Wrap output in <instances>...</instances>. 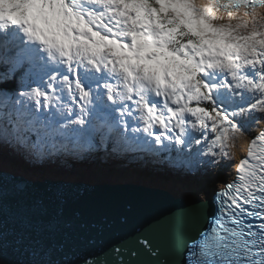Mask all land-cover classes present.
I'll return each instance as SVG.
<instances>
[{
	"label": "snow or ice",
	"instance_id": "snow-or-ice-1",
	"mask_svg": "<svg viewBox=\"0 0 264 264\" xmlns=\"http://www.w3.org/2000/svg\"><path fill=\"white\" fill-rule=\"evenodd\" d=\"M257 8L264 0H0V84L14 83L0 88V149L40 162L82 143L191 174L229 164L178 239L139 233L79 258L67 240L96 225L69 212L74 178L37 195L0 164V264H264Z\"/></svg>",
	"mask_w": 264,
	"mask_h": 264
},
{
	"label": "water",
	"instance_id": "water-1",
	"mask_svg": "<svg viewBox=\"0 0 264 264\" xmlns=\"http://www.w3.org/2000/svg\"><path fill=\"white\" fill-rule=\"evenodd\" d=\"M11 170L19 183L37 195L42 194L44 188L53 183H34L28 181L27 176ZM104 180L106 177H101L97 182L101 184ZM135 181H140V185L134 183L132 186H126L117 182L114 184L107 179L104 182L107 184H102L96 190L76 186L69 201V212L73 209L79 210L82 221L96 227L85 233L70 236L66 242V251L79 258L102 252L114 244L130 242L139 233H152L158 241L164 243L179 238L183 217L193 211L194 205L188 207L178 204L144 180Z\"/></svg>",
	"mask_w": 264,
	"mask_h": 264
},
{
	"label": "bare ground",
	"instance_id": "bare-ground-1",
	"mask_svg": "<svg viewBox=\"0 0 264 264\" xmlns=\"http://www.w3.org/2000/svg\"><path fill=\"white\" fill-rule=\"evenodd\" d=\"M241 11H243V9H241ZM256 11H257V14L259 15L260 13L264 12V8H257ZM237 143H238L237 159H239V157L244 153L245 148H246L245 139L242 138ZM0 150L3 151L2 149H0ZM1 151H0V159H1L0 162L4 161L3 163L6 164L8 168L14 169V170H16L17 173L27 176L28 181H32L34 183H36V182H48V181L54 182L60 177L71 176V177L74 178L76 186H79V187H81L83 189L96 190V189L100 188L102 186V184H107V183H104L107 179L111 180L114 184H116L115 182H117L120 185H126V186H128V185L132 186L134 183L140 185V183H139L140 181H135V179H137V177L139 178V176H140V177H142L144 179V182L148 183V185L154 186L155 188L160 189L158 192L169 196L176 203L182 204V205H186L188 207H190L192 205L196 206L198 204V201L203 198V194L204 193H207L208 194V198L210 199L214 189L218 185H220L221 182L226 181L228 179V172H229V164L228 163L226 165L227 166V168H226L227 171H220L219 173L217 171L218 174L214 175L215 177H213V178H208L206 176H209V174L205 175L204 173L200 172L201 174H199V175L200 176L202 175L201 176L202 180L200 181V184L197 187V190H198L197 191V190H194L193 182L187 183V184L185 183L189 187H186V186H183V185H182L183 188L180 187V185L183 184V182H185V180H186L184 177L180 176L178 178V180L177 179H173L172 180V178L169 177L167 181H163L166 178V176L164 175L163 176L164 179L161 180L163 182L160 183L158 181H150L151 179H153V177H156V179H158V176H156L157 174H153L152 172L147 173V171H144L143 172L144 174H138V173H142L141 170L138 169V168H136L137 171L135 170V174L130 173V172H128V173H119V172L113 171V169H110V172L106 171V173L109 174V175H106L104 173V171L102 172L101 170H99V173H96V176H84V175H76V176H74V175H68V174L59 175V174H51V173H47V174H32V173H29L30 171L29 172L28 171L24 172L26 170H23V169L20 170V168H16L17 166L23 168L22 164L24 162L19 164L20 162H15L17 159L13 160V159L10 158V163H8V157H6L5 155L3 156V153ZM62 152L66 153V154L68 153V154H70V156H71L72 153H74V154L78 153V152H75V151L67 150L66 148L64 150L62 149ZM102 154H105L106 156L109 155V157L112 158V159L115 158V155L108 154V153H103V152H98L97 154H94L93 157H97V158L98 157H102ZM75 156H77V155H75ZM122 156H124V155H122ZM74 157H69V158H74ZM124 157H126V158H124L123 163L117 161L116 164H120V165H139L140 164V165H142V163H143V162L141 163V161L138 160V159L134 160L133 158L129 157V155H126ZM63 158H65V156ZM20 160H21V158H20ZM69 162L72 163L71 161H69ZM126 162H129V163L127 164ZM130 163H133V164H130ZM136 163H138V164H136ZM72 164H74L75 167L79 166L78 163H72ZM12 166H14V167H12ZM119 167H125V166H119ZM60 169H62V171H67V170H65L66 169V164H64V166H61ZM81 169H83V168H81ZM122 169H125L126 171H128L130 168L125 167V168H122ZM38 170H40V169H38ZM83 170H86L84 172V174H87L88 172H92L94 170V166H92V171H88V168L83 169ZM52 172H56V170L52 169ZM41 173H44V172L41 171ZM69 174H74V173H69ZM101 177H106V180H104L103 183L99 184L97 181ZM127 178H134V180H129ZM145 178H147L148 180H146ZM29 179H31V180H29ZM180 180L182 181L181 183H180ZM146 183H144V184H146ZM176 184H179V185H176Z\"/></svg>",
	"mask_w": 264,
	"mask_h": 264
},
{
	"label": "rangeland",
	"instance_id": "rangeland-1",
	"mask_svg": "<svg viewBox=\"0 0 264 264\" xmlns=\"http://www.w3.org/2000/svg\"><path fill=\"white\" fill-rule=\"evenodd\" d=\"M65 148L67 150L75 151V152H78V153L77 154L72 153L71 156L68 153L67 154L63 153V155H61L59 158L51 160V161H47V162H41L40 165H36L37 163H35L33 161L26 160L23 157L22 153L12 152L11 150H9L7 148H3L2 149L3 151H1V150L0 151L3 153V156L5 155L6 157H8V163H10V158L13 159V160L17 159L15 162H20L19 164H21L22 162H25L28 165L29 169L22 168V167H19L17 165H16L17 166L16 168H20V170L21 169L26 170L24 172H27V171L29 172L30 171L29 173H32V174H47V173H51V174H59V175L68 174V175H74V176H76V175L96 176V173H99V170H101L103 172L104 170H107L108 168H110L111 166H113L115 164L117 167H115V166L112 167L113 171H115V172H119V173H128V172H130V173L135 174V170H136V168H138L142 172V173H138L137 172L138 174H144L143 173L144 171H147V173L152 172L153 174H157L156 176H158V179L160 181L158 179H156V177H153V179H151L150 181H158L160 183H162L163 181H167L169 177L172 178V180L173 179H177L178 180V178L181 176V177H184L186 180H185V182H183V184L180 185V187H182V188H183V186L189 187L186 184L193 182L194 190H197V187L199 186L200 181L202 180L201 179L202 175L200 176L199 174L204 173L203 171H201V173L197 172L195 174H191L190 172H188L184 168L172 167V166L169 165V163L163 162L161 159H159L157 157H153V156L129 155V157L133 158L134 160L138 159V160L141 161V163L143 162L142 165H140V164L139 165H120V164H116V162L118 161V162H122L123 163L124 158H126L124 156H126V155H124V156L115 155V158H113V159L110 158L109 155L106 156L105 154H102V157H98V158L97 157H93L94 154H97L98 152L97 153H90L87 150V147L84 144H82V143L81 144H74V143L69 142V143H67V144L62 146L63 150ZM10 155H14V156L11 157ZM75 155H77L78 157L75 156ZM64 156H65V158H63ZM69 157H74V158H69ZM20 158H21V160H20ZM69 161H71L72 163H78L79 166L75 167L74 164L70 163ZM3 162L4 161H1L0 163L4 164ZM126 163L128 164L129 162H126ZM64 164H66V169L65 170H67V171H62L63 168L60 169V167L64 166ZM130 164H133V163H130ZM136 164H138V163H136ZM226 165H227V163L222 165L217 170L218 173L220 171H227L226 170V168H227ZM34 166H36L35 169H33ZM92 166H94V170L93 171H92ZM119 166H125V167L130 168V169L128 171H126L125 169H122V168H125V167H120L121 169H117ZM12 167H14V166H12ZM81 168H83V169L88 168V171H92V172H88L87 171L88 175L84 174V172L86 170H83ZM102 168H104V169H102ZM38 169H40V170H38ZM52 169H55L56 172H52ZM41 171H43L44 173H41ZM217 171L214 172V173L213 172H207V173H204V174L205 175L209 174V176H206V177L213 178V177H215L214 175L218 174ZM69 173H74V174H69ZM104 173L106 175H109V174L106 173V171H104ZM164 175L166 176L165 179L163 177ZM137 179L143 180V178L140 177V176ZM145 179L148 180L147 178H145ZM162 179H164V180L161 181ZM181 182L182 181L180 180V183ZM179 184H176V185H179Z\"/></svg>",
	"mask_w": 264,
	"mask_h": 264
},
{
	"label": "trees",
	"instance_id": "trees-1",
	"mask_svg": "<svg viewBox=\"0 0 264 264\" xmlns=\"http://www.w3.org/2000/svg\"><path fill=\"white\" fill-rule=\"evenodd\" d=\"M7 70V66L3 63H0V73H4ZM14 87V83L9 80L7 84H0V88H12Z\"/></svg>",
	"mask_w": 264,
	"mask_h": 264
}]
</instances>
